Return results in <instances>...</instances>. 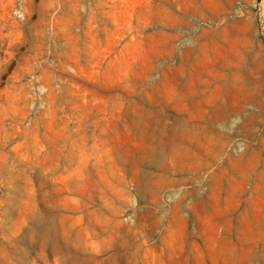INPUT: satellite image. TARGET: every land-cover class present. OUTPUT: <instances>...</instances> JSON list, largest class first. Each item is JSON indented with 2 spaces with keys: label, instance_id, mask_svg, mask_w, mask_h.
Segmentation results:
<instances>
[{
  "label": "rangeland",
  "instance_id": "1",
  "mask_svg": "<svg viewBox=\"0 0 264 264\" xmlns=\"http://www.w3.org/2000/svg\"><path fill=\"white\" fill-rule=\"evenodd\" d=\"M260 0H0V264H264Z\"/></svg>",
  "mask_w": 264,
  "mask_h": 264
},
{
  "label": "crops",
  "instance_id": "2",
  "mask_svg": "<svg viewBox=\"0 0 264 264\" xmlns=\"http://www.w3.org/2000/svg\"><path fill=\"white\" fill-rule=\"evenodd\" d=\"M260 10L263 17L262 36L264 38V0H260Z\"/></svg>",
  "mask_w": 264,
  "mask_h": 264
}]
</instances>
